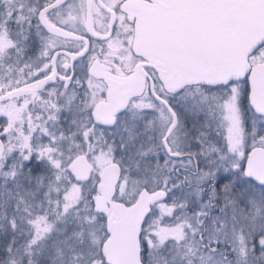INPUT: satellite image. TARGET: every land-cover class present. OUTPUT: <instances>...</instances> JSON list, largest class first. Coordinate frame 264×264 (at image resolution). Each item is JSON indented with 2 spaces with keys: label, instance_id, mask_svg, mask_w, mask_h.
<instances>
[{
  "label": "snow or ice",
  "instance_id": "snow-or-ice-1",
  "mask_svg": "<svg viewBox=\"0 0 264 264\" xmlns=\"http://www.w3.org/2000/svg\"><path fill=\"white\" fill-rule=\"evenodd\" d=\"M0 264H264V0H0Z\"/></svg>",
  "mask_w": 264,
  "mask_h": 264
}]
</instances>
